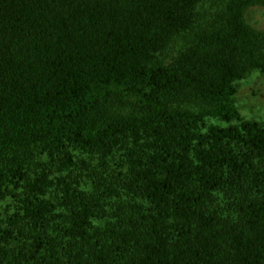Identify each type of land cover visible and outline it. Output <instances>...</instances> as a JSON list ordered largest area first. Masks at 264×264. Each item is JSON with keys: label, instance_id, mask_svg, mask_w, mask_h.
I'll return each mask as SVG.
<instances>
[{"label": "trees", "instance_id": "16d2710c", "mask_svg": "<svg viewBox=\"0 0 264 264\" xmlns=\"http://www.w3.org/2000/svg\"><path fill=\"white\" fill-rule=\"evenodd\" d=\"M253 5L0 0V264H264Z\"/></svg>", "mask_w": 264, "mask_h": 264}, {"label": "rangeland", "instance_id": "374dc122", "mask_svg": "<svg viewBox=\"0 0 264 264\" xmlns=\"http://www.w3.org/2000/svg\"><path fill=\"white\" fill-rule=\"evenodd\" d=\"M246 19L253 26L262 28L264 26V8L258 5L250 6L246 12ZM257 74L256 71L252 72L250 76L239 81L236 106L243 117L258 120L264 124V80L257 79L256 83L252 84V80ZM252 86L253 90L256 87L258 89L256 88L253 92Z\"/></svg>", "mask_w": 264, "mask_h": 264}]
</instances>
